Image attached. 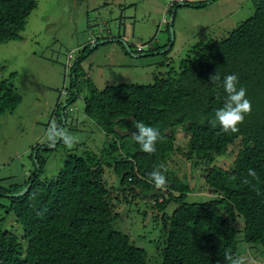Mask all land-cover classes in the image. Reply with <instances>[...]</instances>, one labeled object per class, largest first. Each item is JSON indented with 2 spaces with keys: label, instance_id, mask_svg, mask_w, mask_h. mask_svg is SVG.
<instances>
[{
  "label": "trees",
  "instance_id": "obj_1",
  "mask_svg": "<svg viewBox=\"0 0 264 264\" xmlns=\"http://www.w3.org/2000/svg\"><path fill=\"white\" fill-rule=\"evenodd\" d=\"M186 2L172 0L167 4L173 26L179 7L206 4ZM252 2V16L227 36L195 43L179 60L177 69L172 61H162L167 69L155 74L151 83H122L102 89L92 81L80 85L86 53L77 57L70 98L62 112L58 104L56 113L65 117L67 105L82 94L86 115L112 141L101 158L92 153L70 154L61 170L45 179H40L45 159L40 156V145L34 147L36 168L26 183H30L29 190L22 196L7 195L24 233L20 240L0 228V264H153L147 250L116 226L118 214L111 199L117 190L125 203L151 201L165 233L159 264H230L225 256H238V233L242 230L247 244L264 246V0ZM37 3L0 0V43L22 39L27 18ZM162 23L170 28V21ZM118 37L124 38L120 33ZM115 41L126 52L132 51L130 45L127 48ZM170 43L171 39L153 48L152 53L157 50L161 54L160 49ZM173 44L162 52L165 56ZM83 51L87 52V47ZM216 73L220 80L212 83L210 77ZM229 74L237 75V87L246 89L251 102V113L245 115L238 133H225L218 121L215 126L211 123L227 100L223 81ZM14 76L11 72L10 78L0 79V113L14 111L21 100L10 80ZM132 120L159 130L154 154L143 152L133 139L137 129ZM179 126L186 144L176 142ZM114 152L117 154L112 155ZM176 152L186 156L192 166L207 164L203 177L210 193L217 195L214 199L185 201L190 183L168 163ZM225 153L235 154L233 166L226 169L213 164L217 155ZM112 163L113 172L120 177L119 187L108 186L105 178V165ZM157 166L167 179L164 189L150 182V173ZM249 169L255 170L258 178L248 176ZM245 179L250 183H244ZM22 188L0 187V195ZM170 203L177 207L168 214L165 211Z\"/></svg>",
  "mask_w": 264,
  "mask_h": 264
},
{
  "label": "rangeland",
  "instance_id": "obj_2",
  "mask_svg": "<svg viewBox=\"0 0 264 264\" xmlns=\"http://www.w3.org/2000/svg\"><path fill=\"white\" fill-rule=\"evenodd\" d=\"M171 1L38 0L27 18L22 39L0 43V79L10 78V73L15 72L10 80L21 95L14 111L0 113L1 188L26 186L36 168L37 149L33 151L36 145H40V156L45 159L40 176L45 179L54 177L70 154L92 153L101 158L103 149L112 141V137L86 115L82 94L67 105L65 117L56 113L58 104H61L62 112L70 98L71 73L78 56L86 53L80 85L92 81L102 89L122 83L147 84L153 82L155 74L166 71V64H160L162 61H172V66L177 69L179 60L195 43L210 37L227 36L254 13L252 0H187L188 4L199 1H206V4L179 7L173 26L172 50L167 56L162 53L164 48L160 49L161 54H157V50L152 53L153 48L164 46L172 39L167 23H162L165 15L168 22L171 19L170 13L166 12ZM119 33L132 51L126 52L115 41ZM141 45H145L143 52L137 50ZM85 47L88 53L83 51ZM53 121L78 142L71 148L62 142L50 146L46 133ZM180 129V126L176 128V142L186 144L185 133ZM234 159L235 154L225 153L217 155L213 164L227 169ZM168 160L174 169L171 170L190 183L191 192L187 194L186 202H204L217 196L206 186L203 177L206 163L192 166L191 161L179 152ZM113 169V163L105 165V178L108 186L119 187L120 177ZM8 194L10 192L0 195V228L13 232L21 240L23 227L10 209ZM112 196L118 214L116 226L129 234L137 246L147 250L153 264H159L165 233L151 201L138 199L125 203L121 200L120 190ZM176 207L177 204L170 203L165 212L171 214ZM237 252L238 256L250 258L253 264H264V246L247 244L243 230L238 233Z\"/></svg>",
  "mask_w": 264,
  "mask_h": 264
},
{
  "label": "clouds",
  "instance_id": "obj_3",
  "mask_svg": "<svg viewBox=\"0 0 264 264\" xmlns=\"http://www.w3.org/2000/svg\"><path fill=\"white\" fill-rule=\"evenodd\" d=\"M210 79L212 83H216L220 80V76L216 73ZM238 83L239 80L236 74L225 76L223 86L227 93V100L224 106L216 111L215 120L211 121L213 126L218 121L222 131L225 133H238V126L244 123L245 115L251 113V102L246 98V89L243 87L238 88ZM132 126L137 129L133 134V139L140 145L142 151L148 154H154L156 152V142L160 139L159 130L135 120H132ZM46 138L50 146H55L57 142H62L66 147L71 148L78 142L76 137L58 126L55 121L47 129ZM248 176L254 179L258 178L257 173L253 169H249ZM150 182L154 183L157 189L167 187V179L164 173L160 171V166H157L150 173ZM243 182L250 183L247 179ZM225 259L230 264H253V261L244 255L234 257L231 254H226Z\"/></svg>",
  "mask_w": 264,
  "mask_h": 264
},
{
  "label": "water",
  "instance_id": "obj_4",
  "mask_svg": "<svg viewBox=\"0 0 264 264\" xmlns=\"http://www.w3.org/2000/svg\"><path fill=\"white\" fill-rule=\"evenodd\" d=\"M172 20H173V16H171V19H170V30H171V33H172L171 43L169 44V46L166 49L163 50V52L166 51V50H169L171 48V46H172V43L174 42V28H173ZM115 40H120L122 43H124L126 45L127 48H129V45H128L126 39L116 37ZM104 42H106V41H102V43H104ZM65 106H66V104L63 107H65ZM29 188H30V183L27 186H25L22 190H20L19 192L10 193L9 195L22 196L29 190Z\"/></svg>",
  "mask_w": 264,
  "mask_h": 264
},
{
  "label": "built area",
  "instance_id": "obj_5",
  "mask_svg": "<svg viewBox=\"0 0 264 264\" xmlns=\"http://www.w3.org/2000/svg\"><path fill=\"white\" fill-rule=\"evenodd\" d=\"M181 1H183V0H181ZM166 11H168V8L166 9ZM162 20H163V21H166L167 19H166V17H164ZM144 47H145V45L138 46V47H137V50H138V51H142V50L144 49Z\"/></svg>",
  "mask_w": 264,
  "mask_h": 264
}]
</instances>
